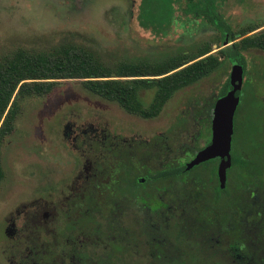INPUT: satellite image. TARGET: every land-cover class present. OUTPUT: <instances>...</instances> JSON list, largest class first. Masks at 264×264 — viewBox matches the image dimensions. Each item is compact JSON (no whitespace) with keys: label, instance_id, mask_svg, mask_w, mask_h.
Returning <instances> with one entry per match:
<instances>
[{"label":"flooded vegetation","instance_id":"af4514ba","mask_svg":"<svg viewBox=\"0 0 264 264\" xmlns=\"http://www.w3.org/2000/svg\"><path fill=\"white\" fill-rule=\"evenodd\" d=\"M195 118L149 137L97 117L66 123L72 156L59 161L73 174L0 207V264H264V123L247 134L239 117L233 138L232 120L221 181L225 158L186 168L197 151L178 139Z\"/></svg>","mask_w":264,"mask_h":264},{"label":"rangeland","instance_id":"374dc122","mask_svg":"<svg viewBox=\"0 0 264 264\" xmlns=\"http://www.w3.org/2000/svg\"><path fill=\"white\" fill-rule=\"evenodd\" d=\"M137 6L138 0H0V58L17 49L48 50L67 42L89 47L110 61L154 58L204 42L215 48V32L206 25L190 31L178 28L169 37L154 36L139 26ZM222 12L234 30L264 23V0H226ZM243 56L233 138L239 117L250 123L247 134L253 133L254 124L264 123V52L248 50ZM229 71V65H222L176 92L151 120L125 113L73 80L60 82L46 96L23 99L13 132L0 146V207L15 197L21 201L41 195L48 179L53 185H59L62 176L69 180L73 172L66 174L59 161L72 156L62 137L66 123L97 117L116 131L127 128L149 137L166 129L178 116L196 117L207 104L215 103ZM260 109L263 112L258 114Z\"/></svg>","mask_w":264,"mask_h":264},{"label":"trees","instance_id":"16d2710c","mask_svg":"<svg viewBox=\"0 0 264 264\" xmlns=\"http://www.w3.org/2000/svg\"><path fill=\"white\" fill-rule=\"evenodd\" d=\"M225 2L138 0L136 19L144 30L154 36L169 37L178 28L190 31L206 25L215 32V48L211 42H204L154 58L110 61L103 60L89 47L67 42L48 50L17 49L1 57L0 146L13 132L21 101L46 96L62 81H79L86 91L115 103L125 113L151 120L176 92L206 78L222 65L230 67L236 62L243 68L244 52H264V23L234 30L222 12ZM229 89L226 78L219 97ZM213 104H207L196 116L195 126L188 120L181 126V152L193 154L207 144ZM2 177L0 166V181Z\"/></svg>","mask_w":264,"mask_h":264},{"label":"water","instance_id":"95a60500","mask_svg":"<svg viewBox=\"0 0 264 264\" xmlns=\"http://www.w3.org/2000/svg\"><path fill=\"white\" fill-rule=\"evenodd\" d=\"M242 67L236 62L230 64L229 86L225 95L218 98L213 104L209 144L196 152L195 157L186 168L204 162L216 156L225 158L221 161L217 174L220 180L224 179V172L229 164L230 139L232 134L233 115L238 104L237 91L241 86Z\"/></svg>","mask_w":264,"mask_h":264}]
</instances>
